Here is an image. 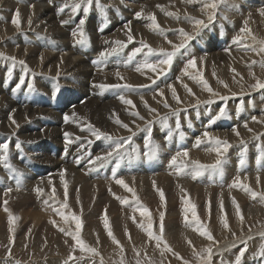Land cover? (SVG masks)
<instances>
[{
  "label": "bare ground",
  "instance_id": "1",
  "mask_svg": "<svg viewBox=\"0 0 264 264\" xmlns=\"http://www.w3.org/2000/svg\"><path fill=\"white\" fill-rule=\"evenodd\" d=\"M94 1V5L96 6L95 12H91L86 17L81 18L85 20V24L83 25L82 29L84 34V42L80 43L78 41L81 39V37L79 36V22L81 19L76 25L72 26H70V23H72V21L62 23L67 16L62 14L60 11V9L63 8L66 4L71 5L74 2H79V0H0L2 10L0 11V38H4V36L6 35L8 36L0 46L4 48L5 52L15 56L20 60H23L29 71L35 74H40V76L34 78V81H32L31 77H29L28 80L25 79L27 82H24L23 85L17 88V84L24 77L23 73L26 70L24 66H21L17 72L18 74H15V77L11 78L10 75L11 83L13 85L12 87H8L9 85L7 86V82L5 80L9 79L4 72L5 70L0 68V133L9 136H16L22 140H30L31 142L38 143L40 147H42V152L35 155V159L38 161V163H41L42 165L50 168L49 173H46V175L43 176V173H36V168L34 167L32 168L35 169V172L33 174L29 173L25 179L18 178L17 180H15V186H13L14 189H7V191L0 190V235L2 234L4 228L11 227L12 229L11 232L9 231V229L5 230L2 238H4L8 242V240H11L12 237H14L13 235L16 233L15 229H17V239L15 237V239L17 240L16 249L26 246L27 244H31L35 250L41 251L44 248H50L49 246H51L53 249L54 247L52 244L55 245V249L54 251H52L51 258L33 259L29 262L26 261L21 264H65V261H67V264H89V258L86 260L85 257H78L80 258L79 260H70L65 256V253H67L66 251L71 249V247L69 248V246H73L76 241L69 240L65 235L66 232H62L59 230L61 226V223L59 221H61L62 218L53 211V208H59L64 200L65 189L64 183L61 181V172L64 173L63 181L66 182L68 186V208L64 209L65 213L68 215L75 213L76 215L80 216L82 221L80 234L84 236L86 235L87 241H93L99 246H103L104 248L106 244L110 242L108 231L105 229L103 223L104 216H107L109 220V226L114 227V230L117 232V234L120 233L119 230L122 228L123 222H127L128 224H130L132 228H129L133 229V231H136L135 234H137V232L141 233L145 230V228L140 226L143 224L142 219H138V216H141L140 211L142 210L140 209L139 205H143L147 209L152 208V210L154 209L158 211L162 202L160 200L158 190L163 191L165 200L172 202V206L170 207L169 212L167 211L168 227L166 229V232L167 237H172L174 240H178L184 237V241L192 243L200 233L196 230L199 227L198 225L194 223H188L182 219L181 215L179 216V209L182 207V202L178 195L187 194L189 195L188 200L191 202V204L195 205L196 208H200V204H202L206 210L212 206L214 207V209L219 210L221 217L224 216L226 218H232L235 222H239L240 219L235 213V206L232 203L233 199H235V201L239 204L241 215H244L246 218H248L246 216L247 214H256L258 212L264 214V203H261L259 198L256 197V199H259L258 201L255 198H252V196H249L250 200H248V197H246L245 193H243L246 191L241 188L239 184H237V186H231L234 184V182L237 181V179L239 180V183L241 182V180H255L257 176L263 179L264 173L260 174L258 172L261 171L260 169H257L258 171L256 170L254 172L253 170H243L242 166H244L245 164H239L241 158L240 160H238L239 163H234L233 161H235V159H228L230 158L229 156L228 158H225L228 159V161L226 160L227 162L224 164L222 169L220 171L216 169L218 171H216L217 173H202V175L198 176L196 179H193L190 168L184 169L183 172H178L177 166H170V161L173 155L170 153L171 151H166V149H168L166 147L169 143H166V135H164V133H160V135L158 132L155 135L154 133H152L151 136L153 137H150L153 144L159 145V148L152 159H134V157L132 158V160L129 159L127 162H125L124 160L125 164L123 165V167H119L118 165L120 159H111L103 167H97L94 171L91 170L92 165L88 163L89 158H94L97 154L106 152L101 151L100 149L103 146L104 149H109V147L113 145L114 142L106 140L104 138L96 139V137L93 136L91 132H89L88 125H92L95 128L99 129L101 132L108 133L113 137H126L131 135L132 133L117 124L115 122L117 118H119L122 123L128 124L132 132L136 134L138 132L140 133V131L144 129L148 121L153 122L157 118L168 114V112L170 111L168 108L170 107H164V100H166L168 104H171L174 108L177 109L181 108L183 104H188L199 98L202 101V98L204 96H201L202 93L200 92L196 83H192L190 80L184 78L185 74L183 70L186 67L188 60L182 62L181 60L183 58L181 59L178 53L173 58V65H171V68H168L166 65L164 66L165 72L169 71L174 73V79L172 81L168 82V84H166L165 86H161L159 84L161 88H157V91H155L154 93L146 94L149 92L148 91L145 93V95L134 96L137 91L136 86L148 85L152 82V80H157L160 77L158 72L153 73L147 69H145L143 73L137 72L135 69L138 64L144 63L145 60H147V62L149 63H157L159 59H162L164 57L160 55L158 51L154 54H149L148 49L143 48L142 52L137 53L131 61H129L128 58L137 48L138 41H143L153 49L158 50L160 48H164L167 51L171 50L172 44H179L184 40L179 32L181 26H183L189 32L193 31V29L196 28V26H194V24L189 19H186V17H194L196 19L205 18L204 13L206 11H210V9H204L201 0H195L200 3L199 6H195L197 8H200L197 10H195L194 4L187 3L186 0H171L172 8H167L166 10L154 9L148 6V0H99V4L102 5L103 8L97 7L96 0ZM232 1L234 2V0ZM249 2V0H240V7L238 6V8L232 12L244 14L250 5H254L256 8L257 17L259 20H261V14H259V12H261V8L264 7V0H259L256 4ZM228 4H226V6ZM232 4H229V6L231 5V7H233ZM260 5H262V7ZM236 6L234 8H236ZM55 7H59V11L57 12V14H54L52 12L55 10ZM125 8H127V10H125ZM128 9H132V12L129 13ZM17 10H19V29H22L21 31H19V29L12 23L13 17ZM141 11H143L144 16L138 18L136 16V13ZM167 12H172L176 15L169 16L166 14ZM149 13L155 14L156 21L159 24L160 29L163 30V34H160V32L158 31H153L148 27V25L151 23V21L146 19ZM122 14L124 22L120 24L118 23V19L122 18ZM177 17L179 18L177 19ZM218 17L215 25L213 24V27H210L212 28L211 31L213 33L208 32L209 34H204L206 35L205 37H210V34H212L213 36L216 35L218 37L217 28L220 18ZM95 18H99L98 23H96V21L94 20ZM141 18L145 20L142 25L138 24V22H141L143 20H141ZM29 19L31 20L30 24ZM205 19H208V16ZM107 23H111L113 28L109 33H104L103 28ZM31 24H33V26L29 27ZM27 27H29V29L25 30ZM229 27H231V25ZM129 28L131 29V34L134 36V41L132 43H127V33ZM172 30H178V34H176L175 36L173 34L168 36V31ZM214 30L216 32H214ZM74 32H76L77 35H73ZM237 36H240L239 31H236L233 34L234 38H236ZM52 40H54L56 43H54ZM117 40L127 43V46L120 48V46L114 43ZM168 41H172V44H169ZM195 46H191V57H196V69L198 71L202 70L201 72H203L206 67L204 61V55L207 56L205 54L206 49L202 48L201 46ZM114 48L117 49L116 51L122 52L115 54L110 53L113 52L112 49ZM139 48H142V44ZM197 48H199L200 51L196 50ZM101 53L109 54L101 57ZM190 69L192 68H189L188 71ZM8 70L6 69V72H8ZM117 71H119L121 76L123 77L122 80L117 79L115 75ZM149 77H151V79H149ZM37 79L41 80L43 83V86L39 84L41 87L40 89H38L39 87ZM47 82L50 83V86L45 85V83ZM164 82L165 81H163V83ZM102 83L130 84L134 87L132 89L108 88L102 90L97 86ZM29 84L31 85V87L33 85L37 86L38 94L53 98L71 99L75 96H78L80 97V99H84L74 107H69L70 110L67 111L66 114H59L53 113L54 110H50L53 111L50 112L49 109H40V106H38L40 107L38 109H32L30 107L23 106V104L22 106H19L16 105L17 102L15 104L13 100L7 98L8 96L13 97L14 94L27 95L28 93H33L34 90L28 86ZM168 85H172L175 88L177 95L181 100V103L177 104V102L172 98L171 89L168 87ZM184 85H187V88L191 89V92H193L197 97L196 99H190V96L187 93V89L184 87ZM66 89H72L76 92V94H65ZM160 90H163V97L159 95ZM234 91H238V89H232L229 92ZM119 93H121L120 95H124L127 99L132 100L135 108H133L132 105L123 104L119 98L114 97L119 95ZM228 94L230 96H234L232 95V93ZM110 97H113L114 99L112 98L113 100L106 101L105 98ZM141 97H143V100L141 99ZM211 98L213 99V97ZM99 99H105L106 102H101ZM38 100L40 99L38 98ZM62 100L64 101V99ZM144 101H147V104L150 106V108L156 109V112H149V110L144 106ZM257 102L258 101H256V103ZM258 103L256 105L260 106L261 104L258 105ZM29 104L30 103H28L27 105ZM233 106L231 105V107ZM234 109L236 110V108L233 107V110ZM133 111L139 112L140 116L144 117V119L141 120L139 117L131 115V112ZM73 113H75V115H73ZM229 115L231 114H228V116ZM256 115L255 120H253L252 116V118H244V120L248 121L244 122L242 120L244 124H239L240 126L235 128L239 132V136H237L236 132H234L233 130L222 131L223 129L210 134L219 137L220 139L221 137H223L224 139L221 140H229L230 143L251 141L253 137H255L254 133L258 135L262 128L264 130V113L261 115ZM66 116L68 117L67 121H65ZM9 117H11L12 119H10ZM47 118H52L57 121V125H52L53 127L48 125L50 121L47 123ZM37 119L40 120V125L39 122L36 121ZM12 120H15L16 123L13 124ZM32 122H34L32 124L33 126L38 127L37 131L35 130L31 132L30 129H27L28 124ZM238 122L240 121L238 120ZM245 124H247V128L244 127ZM205 125L206 121H202L198 124L201 129L204 128ZM248 129H251V131H249ZM65 133H70L67 140L65 139ZM147 138L148 137H145L143 135L132 137V141L130 142V144L125 145L127 146L126 150H128L129 145L137 146L140 151L144 150L145 148H143L142 146H145V140ZM179 138L181 139L182 137ZM7 141L8 140H6V142ZM182 144L183 140L173 142L171 144L172 150L177 151L178 145L184 147V145ZM206 145L205 146L208 147V144ZM52 146L56 147L57 149V160L43 153L45 151H48V153L51 154ZM164 147L166 148L165 150L163 149ZM190 147L192 146L190 145ZM64 148H67L65 153H63ZM237 148L240 149V147ZM14 150H16V148ZM206 151L208 152L209 149ZM206 151H195V154H190L189 152L192 151H188V160H198L202 164L210 165L212 163L211 161L217 158V154L213 151H210L212 152V154L203 153ZM26 152L27 151H25V153ZM135 154L137 155V153ZM27 156L29 157V155ZM18 157L20 158V156ZM178 159L184 158L180 157ZM32 160L34 159H31V161ZM77 160H79L80 162L77 163ZM214 163L216 162L214 161ZM13 164H16V162H13ZM20 164L18 166H20ZM255 164L256 162L254 164L252 163V166ZM21 169L23 170V167ZM127 171L129 173L125 175ZM93 172L96 174V177L92 175ZM23 173L24 172H22V174ZM6 175L4 176L3 174L5 178ZM14 177L12 176V178ZM5 178L3 180H5ZM7 178H9L8 175ZM117 179H123L128 187L133 189L135 198L136 196L138 197L139 205L136 203V199H132L134 198L132 192H129L126 188L116 183ZM261 184H263L262 181ZM37 187L43 190V195L37 194V192L35 191ZM181 188L184 189L183 192L181 191ZM53 189L55 190V200L49 199L53 194ZM154 192L157 195L156 205L153 204V202H151L149 199V196L154 195ZM241 193H243L244 195H242ZM201 194H204L205 198L202 197ZM199 195L207 200L205 201L204 199H202L203 202H201L202 200L200 201L198 198ZM221 195H228L229 198H218ZM214 196L216 201H213V203L211 201L209 202L208 199H211ZM117 197H119L120 199H117ZM46 200L48 201L47 204H45ZM122 200H127L128 203L124 204L121 202ZM5 201L7 203H5ZM221 201L223 202V213L220 210ZM2 208L4 209L3 211H1ZM5 208H7L8 211H5ZM120 211L124 213H136L133 214L130 218H128V214H125V216L127 215L126 217L128 219L126 218V220H123V214L121 215ZM9 213H11L12 216L16 217L11 225H9ZM262 216L258 217L262 218ZM51 220H55L56 225H53L50 222ZM127 223L125 224L126 226ZM191 224H194L196 226L194 230L189 229L191 227ZM111 231L113 232V229H111ZM216 231L218 232V230ZM262 233H264V230H252L238 235L230 240H219L218 238H216L218 242L214 245L212 254L214 260H217L216 257L217 254H219L217 253V251L224 254L226 250L232 247V245L235 246L230 248L231 250H240V247H242L247 242L246 240H251L250 243L253 244L257 241L256 237ZM145 235L146 234H144V236ZM42 237H45L46 239L41 240ZM253 239L256 240L252 241ZM40 241L47 242L48 245L39 246L38 243ZM55 252H57L58 254H60V252L65 253L62 255H58L55 254ZM70 256H68L67 253V257ZM103 258L104 257H102V259ZM95 261L94 263H96ZM9 262L11 263V261ZM12 263L14 264L15 262ZM98 263L101 264V259L98 260L97 264ZM216 263L218 264V261ZM103 264H109L105 258L103 260Z\"/></svg>",
  "mask_w": 264,
  "mask_h": 264
},
{
  "label": "rangeland",
  "instance_id": "2",
  "mask_svg": "<svg viewBox=\"0 0 264 264\" xmlns=\"http://www.w3.org/2000/svg\"><path fill=\"white\" fill-rule=\"evenodd\" d=\"M249 1H250L249 3H255L256 4V3H258L259 0H249ZM94 2L95 1L93 0V4H92V6H91V8H90V10H89V12L87 14L83 13L84 5H81V8L76 13H73L72 10H71V5L72 4L68 5L67 7L64 6L63 7L64 10H63V12H61L62 14L67 16L64 19V21H66V22L72 21V23H70V26L76 25L81 18L86 17L91 12H95V10H96L95 7L96 6L94 5L95 4ZM227 2L229 4L233 3L232 4L233 7H231V5L229 6L228 3L219 4V7L215 10V18L211 22H209L208 19H205V18L211 13L212 10L210 9V11H206L204 13L205 18H200V19L201 20L204 19V21L207 24L206 27H199L200 29H198L196 27L191 32L187 31L183 26L180 27V29H183L185 32H187L191 36V39L187 40V42H186V47L181 49L180 52L178 53L179 57L181 59L183 58L182 60L180 59L182 62H185V61L189 60L188 58L191 57V55H192V51H190L191 50V46H193V45L195 46L196 45V46H199V47L201 46L202 48L206 49V53L205 54L207 56L204 55V61H205V64H206V67H205L204 71L201 72L202 70L198 71L195 68V69H190L188 71L189 75H184L185 79L190 80L192 83H196V85L198 86L200 92L202 93L201 96H204L202 98V101L199 98V99H197V100H195L193 102H190L188 104L187 103L183 104L181 106V108H179V109L174 108L171 104H169L170 108H168V109L171 112L169 111L168 114H166L168 116V120H167V125L168 126L167 127H165L160 122V119L162 117H164L165 116L164 115V116H162L160 118H157L155 121H153L150 126L147 124L144 127V129L142 131H140V133L138 132L135 135H133L132 137H138V136H142V135L145 136V137H149V130H150L151 135H152V133H154V135H155L157 132L159 133V135H160V133H164V135H166L165 136L166 137V143L170 144V145L168 144V146L166 147L168 149H166L164 147L163 148L164 150L166 149V151H169V152L171 151L170 153L173 156L175 154H177V152L178 153H182L184 151H192V152H189V153L190 154L191 153L195 154V151L196 152H198V151H206V150H208V149L213 147V145L212 144L210 145V143H208V142L201 143V144H199L197 146V144H196V140L197 139L196 138H203L202 137V132L208 131L209 133H213V132L220 131L222 129H223L222 131H224V130H233L236 127L244 124L245 121H248V120H244V118H246V119H247V117L252 118V117H255L256 114L257 115H261V114L264 113V105H263L264 104L263 103L264 102V88H255V87H253V85L256 84L257 80H259L261 82H264V67H262L261 63H260L262 60H264V53L257 54L256 51L252 50V48H257L258 49L260 47L259 41L264 40V15H262L261 12H259V14H261V20H259L258 17H257L256 8H255L254 5H250L249 8L245 11L244 14H242V13H233L232 11L236 10L238 8V6L240 7V0H234L235 3L232 0H228ZM236 2H237V4H236ZM192 4H194L195 10L200 9V8L195 7V6H199L200 5V3L198 1H195ZM226 4H228V5L226 6ZM147 5L152 7V8H154V9H160V10H161V8L157 7V5L162 6L163 10H166L167 8H172L171 0H148L147 1ZM235 6H236V8H234ZM260 6L262 7V5H260ZM263 6H264V3H263ZM262 9H264V7H262L261 10ZM125 10H127V8H125ZM0 11H2L1 10V5H0ZM58 11H59V7H55V10L52 11V12L54 14H57ZM128 11H129V13H131L132 9H128ZM217 17L219 18V24H218V28L219 29L217 28L218 37L216 35L213 36L212 34H210V37L209 36L205 37L207 34H209L208 32L213 33L211 31L212 28H210V27H213V24L215 25ZM224 17H227L226 20H228V21H226L224 19ZM142 19L143 18H141V20ZM61 20H62V18H61ZM94 20L96 21V23L99 22V18H95ZM144 21L145 20L143 19L141 22H138V24L142 25ZM245 21H247V24H245ZM123 22H124V18H123V14H122V18L118 19V23L121 24ZM230 25H231V27H229ZM32 26H33V24H31L29 27H32ZM29 27H27L25 30H28ZM225 27H226V29H225ZM245 27L249 30L248 33L241 31V29H243ZM112 28H113L112 24L111 23H107L106 26L103 28L104 29V33H109L112 30ZM97 29H99V28H97ZM21 30L19 29V31H21ZM200 30H201V32H200ZM203 30L205 31V33H204ZM236 31L240 32V36L242 38V43H234L233 42L234 41L233 34ZM214 32H216V31L214 30ZM172 34L174 36L176 34H178V30H176V31L175 30L168 31L167 35L169 36V35H172ZM204 34H206V35H204ZM6 37H8V36L6 35V36H4V38L3 37L0 38V45H1V43L3 44V41L5 40ZM253 37L255 39H253ZM52 41L54 43H56L54 40H52ZM199 42H200V44H199ZM140 43L141 42H139V41L137 42V48L141 47ZM242 44L248 45L249 47L245 48V47L242 46ZM196 50L200 51L199 48H197ZM169 51H172V49L169 50ZM119 52H122V51H115V52H110V53H114L115 54V53H119ZM0 53H3L5 56H8V57H15V56L5 52L4 48H2V46H0ZM188 55H189V57H188ZM156 57H159V56H156ZM1 60H3V61H1ZM16 60L19 61L20 59L16 58ZM0 62H1L0 68L5 70L4 72L6 73L8 79H9V80H5L7 82V86L9 85L8 87H12L13 84L11 83V78L15 77V74H18L17 72H18L19 68L22 65H20L19 63H16L15 65H13V62L11 60H5V59H2V58H0ZM172 65H173V62H172ZM6 69L7 70L9 69L8 72H6ZM14 71H16V72H14ZM207 71H209V72H207ZM9 72H11V78H10ZM32 73L33 72L29 71V69L26 68V70L23 73V75H24L23 80H24L25 83L27 82L26 80H28L29 77H31L32 81H34L35 80L34 78H36L37 76H40V74H35V73L32 74ZM201 74L203 76V79L206 80L208 85L212 88L213 92L217 93L218 95L214 96L212 93H210L207 90H205L204 85L199 81V76ZM195 75H196L197 79H192L191 76H195ZM173 79H174V73L167 71V72L164 73V75H160V77L157 80H155V84H153L151 82L150 84H148V87H141V88L137 87V91L135 93L136 95L134 94V96L145 95V93L148 92V91L149 92L146 93V94L154 93L155 91H157L156 90L157 88L160 89L162 85L165 86L166 84H168V82L172 81ZM163 81H165V82L163 83ZM37 82H38V87H39L38 89H40L41 88L40 85L43 86V83H42L41 80H38V79H37ZM45 85H49L50 86V83L47 82V83H45ZM225 85H227V87H225ZM31 88L35 92L33 91V93L31 92V93H28L27 95L26 94H24V95L23 94H14L13 95L14 98L10 97V96H8L7 98H10L11 100H13L15 102V104L17 102L16 105H19V106L20 105L22 106V104H23V106L30 107L32 109H38V108L41 107L40 109H44V110H48L49 109V111L50 110H54V112L53 111H50V112L59 113V114H62V113L66 114V112L70 110L69 107H71V106L74 107L76 104H78L79 102L83 101V99H84V98L80 99V97H78V96L73 97L74 99L73 98H71V99L70 98H68V99L67 98H53V97H49V96H46V95L38 94V91H37L38 89H37V86H35V85H33ZM232 89H238V91L229 92ZM127 91H129V90H127ZM223 92L232 93V95H234V96H230L228 93H223ZM137 93H139V94H137ZM187 93L189 94L188 91H187ZM191 93H193V92H191ZM65 94H76V92L73 91L72 89H66L65 90ZM120 94L121 93H119V95L114 96V97L115 98H119ZM223 95H224V97H226V99H220V97L223 96ZM225 95H227V96H225ZM250 95H252L256 99L253 98ZM189 96H190V99H193V100L197 98L194 95V93L193 94H189ZM211 97H213V99ZM248 97L249 98L251 97V98L249 99ZM38 98L40 100H38ZM112 98L110 97V98H105V99H106V101H108V100H113L114 99V98L113 99ZM25 99H27V100H25ZM62 99H64V101ZM105 99H99V100L101 102H106ZM208 99L211 100L212 102L211 103H205V101H209ZM198 100H199V103H197ZM254 101H255V103H254ZM256 101H258V102L260 101L259 103L258 102L257 103H258V105H260V104L261 105L257 106L256 105L257 104ZM39 102H40V104H39ZM251 102H253L254 104L251 103ZM28 103H30V104L27 105ZM41 104H43V105H41ZM231 105L232 106L234 105L233 107L236 108V110L235 109L233 110V107H231ZM38 106H40V107H38ZM221 109H224V115L221 116L219 119H215V117L219 114ZM173 110H178L179 111V117L178 118H177V116L172 115ZM257 112H259V113H257ZM246 113H247V115H246ZM204 114H205V116H204ZM228 114H231V115L228 116ZM250 118H248V119H250ZM177 119L179 120V125H180L179 129H177V127H176ZM238 120L240 122H238ZM36 121H38L39 125H40V120L37 119ZM202 121H206V125H205L204 128L201 129V127L198 126V124L200 122H202ZM33 123L34 122L28 124V126H27V129H30L31 132L35 131V130L36 131L38 130V127L32 125ZM47 123L50 126H52V125L56 126L57 125V121H55L52 118L51 119L47 118ZM170 123H172V124H170ZM180 129H181V131H180ZM169 130H171V132H172V135H171L172 139L171 140L168 139ZM181 132L183 133V137L180 139L179 137H181V135H180ZM254 135H255V137H253V139L251 141H242L243 144H242L241 141L238 142V143H230L229 140H228L227 142H228V144H230V147H228L227 150L228 149H230V150H228L226 152L222 150V155L219 156V157L217 156V158L212 160V161L210 160L212 162L210 165L215 164L214 161L216 162V160L219 159L221 161V164L218 166L217 170L220 171L222 169V167L224 166V164L228 161V159H235V161H233V162L234 163H239L240 161L238 162V160H240V158L241 159L245 158L244 160H246L247 157H248V159L244 163L245 165L242 166L243 170H246V171L253 170V172H254L257 169L258 170L260 169L261 171H258V170L257 171L260 174L264 173V147H263L264 146V130H263V128L258 133V135L256 133H254ZM174 136H176V137H174ZM150 137H153V136H150ZM189 137H191V138H189ZM178 139L179 140H183V144L182 145H184V147L181 146V145H178L177 146L178 147L177 151L176 150H172L171 144L173 142H178L179 141ZM221 139H224V138L221 137ZM6 140H8L7 142H8V145H9V153H10V154L8 153L9 154L8 155V159H10L9 162H11L10 164H13V162L14 163L16 162V164H13L12 167L14 168V166H15V168L18 169L17 171L19 173L21 172V175L18 176L16 172L15 173L14 172L11 173V171L6 169L1 164L2 167L0 165V171L4 172V173L0 172V190L1 191H7V189L8 190L14 189L13 186H15V183H14L15 180H17L18 178L25 179L29 173L33 174L35 172V169H32V168H34V167L36 168V173H43V176H45L46 173H49L50 168L46 167L45 165H42L41 163H38V161L35 159V155L40 154L42 152V147H40V145L38 143L31 142L30 140H22V139H20V138H18L16 136H9V135H6V134L4 135V134L0 133V143H7ZM167 140H168V142H167ZM17 143H19V144L21 143L19 149L16 147ZM188 143L192 147H190V145ZM249 143H251V144H249ZM204 144L205 145L208 144V147H206L207 145L205 146ZM126 147L127 146H125V148ZM142 147L145 148V146H142ZM237 147H240V149L237 148ZM15 148H16V150H14ZM133 148H137V146L129 145V147H128L129 151L127 150L126 153H125L126 155L124 154L123 158L120 159L119 162H118L119 167H123L125 162H127L129 159L132 160V158H134V157H135L134 159H137V158L138 159H141V158L142 159H147L148 158L145 155V152L147 151V148H145L144 150H141V151L139 149V153L142 154V155H140V154L136 155L135 154L136 152H133ZM103 149H104V146L100 150L101 151H108L109 150V149H106V148L104 150ZM52 150H54V153H56V154H54V153L49 154L48 151H45L43 153H45L48 156H50L51 158H54V159L57 160V149H56V147L52 146ZM179 150H181V151H179ZM25 151H27V152L25 153ZM232 152H233V154H232ZM32 153H33V155H32ZM129 153H131V154H129ZM203 153H205V154L211 153L212 154V152H210V151H208V152L206 151V152H203ZM238 153H239V155H238ZM26 154L29 155V157ZM235 155H236V157H235ZM18 156H20V158ZM229 156H230V158H228ZM256 156H257V158H256ZM30 158L34 159L35 162H34V160L31 161ZM225 158H228V159H225ZM253 158H255V159H253ZM112 159L117 160V158H115V157H113ZM258 159L261 162V164H260V162L257 163ZM124 160H125V162H124ZM17 162H18V164H17ZM255 162H256V164L253 165V166H255L257 168L252 166V163L254 164ZM59 163H60V160H59ZM208 163H210V162H208ZM19 164H20V166H18ZM16 165H17V167H16ZM24 166H25V168H24ZM22 167H23V170L21 169ZM5 170H6V172H5ZM217 170L209 168L206 171H204L203 173H207V174H209L210 172L217 173L218 172ZM22 172H24V173L22 174ZM2 173L4 174V176L7 174L9 178H7V175H6V178H5ZM128 173L129 172L127 171L125 173V175L128 174ZM11 175L13 177L15 176L16 179H15V177L12 178ZM92 175H94L96 177V174L94 172L92 173ZM215 175H217V174H215ZM23 176H25V177H23ZM4 178H5V180H3ZM259 178H260L259 184L257 183V178L255 180H245V181L241 180L240 183H243V184L245 183L247 185L249 184V186H250L249 188H251L253 191L261 193V192H264V189H263L264 188V186H263L264 178L263 179L261 177H259ZM12 180H14V181H12ZM261 181H262L263 184H261ZM23 182H24V180H23ZM243 193H245L246 197H248V200H250L249 196H251V195H249V193H247V192H243ZM243 193H241V194L244 195ZM201 195H202V197L205 198L204 194H201ZM201 195L198 196L200 201L202 199H204V198L201 197ZM150 196H149L150 201L153 202V204L156 205L157 204V202H156L157 201L156 193L154 192V195H150ZM178 196H179V198L181 199V202H182V207L180 208V206H179V208H180L179 209L180 210L179 211V216L181 215V217H182V219L184 221H186L188 223H193L192 222L191 210H189L187 213H185V209L188 208V205L185 204V201L186 200L189 201L188 200V196L189 195L182 194V195H178ZM215 196L213 198H211L212 200L208 199V201L209 202L211 201L212 203H213V201H216ZM221 197L222 198L224 197L226 199L229 198L228 195H221L218 198L221 199ZM137 198L138 197L136 196V198H132V199H137ZM257 198L260 199L261 203H264V201L260 198V196H257ZM259 199H256V200L259 201ZM204 200L206 201L207 199H204ZM201 202H203V200ZM171 206H172V202L164 200L163 202H161L160 209L158 211H156L154 209L152 210V208H149L148 210H149V215H150V217L152 219V222H153L152 231H153L154 234H159L160 213L161 212L164 213L163 241L167 242L168 246L172 249V251H167V250L164 249L163 241L160 243V246L158 247L157 246V242L155 240L150 239L148 237V235H147V232L145 230L142 231L141 233L137 232V234L138 233L140 234V235L138 234L139 235L138 236L137 234H135L136 231H133V229H131L132 227H131L130 224H128L127 222H123V226L119 230L120 233H118V234L114 230V227L109 226L111 229H113V232H112L113 236H115V238L121 243L120 246H117L116 244H114L113 241H112V238L110 237L109 238L110 242H108L106 244L105 248H104L103 246H99L98 244H96L93 241H87V239H86L87 236L86 235L84 236V235L80 234V238L85 242V244L88 247L95 248L97 250L96 252L99 253L98 256H97V254H94V253L89 252V251H81L79 246L76 245V242L74 243L73 246H69V248L71 247V249L68 248L69 250L66 251V252L68 253V256H70V255H71V257L74 256V259H70V260H79L80 258H78V257H85L86 260L89 258V264H92V263L93 264H97L98 260L102 259V257H104L109 264H121V261H123V264H137L138 261H139V264H142V263L143 264H186V262H187V264H201L200 258L197 255H195V253H200L201 255H205L206 256L207 253H205L204 250L209 248V247L212 248V253H213V249H214L213 247L218 242V240L216 238H218L219 240H222V239L223 240H230V239H232V238H234V237H236L238 235H241V234H243L245 232H248V231H252V230L263 231L264 230V214L263 213L258 212L256 214L255 213L247 214L246 216L248 218H246L244 215H242L243 218H244L243 222H241V220L239 222H235L232 218H228L227 217L226 219H227L229 227L227 229H225L223 227L222 223H221V215L219 213V210L218 209H214V207H212V206L209 207L206 210L205 207H203V205L200 204V208H196V206L194 205L196 214L200 218V221L207 226V228L211 232L212 236L214 237V241H209L205 236L200 235V233H199V236H197V238L192 243H189L188 241H184L183 240L184 237H182V238H180L178 240H174L172 237H169V236L167 237V232H166V229L168 227V212H169V209H170ZM3 210L4 209L2 208L1 211H3ZM200 211H201V213H200ZM130 213L131 212H125L124 213V212L120 211L121 215L123 214L125 216V214H128V218H130L136 212L135 213H131V214ZM123 215H122L123 220H126V218H127L126 216L127 215L125 217ZM185 215H187V220L185 219ZM257 215L260 216V217L262 215L263 216H262V218H259ZM250 216H252V217H250ZM138 217H139L138 219H142V223L146 227V225L148 223V217H146V216H138ZM59 222L61 223V226L66 230L64 232H66L65 235L67 236V238L69 240H74L72 238V236L70 234H68V233L69 232H74V230H75V227H74L75 226V222L74 221H70V220L68 221V223H65L63 220H61ZM126 223H127V226L125 225ZM126 227H128V228H126ZM129 227H131V228H129ZM195 228H196V226L194 224H191V227L189 229L194 230ZM7 229H9V227L8 228L7 227L4 228L2 234L0 235V237H1L0 238V264H9L10 263L9 261H11L10 264H13L12 262H15L14 264H21V263H24L26 261L29 262V261H31L33 259H47V258H51L52 257V251H54V249H55V245L54 244H52L53 247H54L53 249H52L51 246H49L50 248H44V249H42L43 251L42 250L41 251L35 250L32 247L31 244H27L26 246H23V247H20V248L16 249V241H17L16 240L17 239L16 235H18V231H17V229H15L16 233L13 235L14 237H12L13 240L11 239V240H8V242H7L4 238H2L5 230H7ZM216 230H218V232ZM233 233L235 235H233ZM144 234H146L145 235L146 237L144 236ZM254 236H256V235H254ZM15 237H16V239H15ZM135 238H136V240H135ZM42 239H46V238L42 237L41 240ZM256 239H257V241L255 243H253V244L250 243L251 240H246L247 241L246 242L247 251L245 252V255H244V258H243V264H258V263L259 264H264V257H261L259 255L261 247L264 246V237H262V235L259 234L256 237ZM256 239H253L252 241H255ZM140 240H141V242H140ZM125 243H126V245H125ZM29 245H30L31 248L29 247ZM38 245L39 246H47L48 244H47V242L40 241L38 243ZM150 245H152V246H150ZM244 247H245V244L242 247H240V250L242 248H244ZM121 248H122V250H121ZM230 248H232V247H230ZM33 249H34V251H33ZM228 250H226L224 254L222 252L217 251V253H219V254H217V257H216L217 260H214L213 255H212L211 264H217L216 263L217 261H218V264H221L222 261L224 262V264H232V262H234L236 253H238V251H240V250H238V249H236V250H231L230 249L229 251ZM64 253L65 252H63V253L60 252V254H58L57 252H55V254H58V255H62ZM67 253H65L66 254L65 256H66V258H69V257H67ZM137 253H139V255H137ZM97 257L98 258L100 257V258L98 259ZM135 257H137V258H135ZM104 258L102 260H104ZM91 259L94 260V261L97 260V261H95L96 263H94V261H92ZM255 260H256V263H255ZM262 260H263V262H262ZM214 261H216V262H214Z\"/></svg>",
  "mask_w": 264,
  "mask_h": 264
},
{
  "label": "snow or ice",
  "instance_id": "3",
  "mask_svg": "<svg viewBox=\"0 0 264 264\" xmlns=\"http://www.w3.org/2000/svg\"><path fill=\"white\" fill-rule=\"evenodd\" d=\"M187 3H193L195 2V0H186ZM201 2L203 3V7L204 9H211V13L208 15V21L211 22L214 18H215V10L219 7V4L221 3H227V0H201ZM93 4V0H79V2H74L71 5V10L73 13H76L80 8L81 5H84L83 7V12L85 14H87L91 8ZM96 5L97 7L103 8L102 5L99 4V0H96ZM66 7L68 6L67 4L65 5ZM157 7H160L161 10H163V7L160 5H157ZM63 8L60 9L61 12H63ZM169 16H175V13L172 12H167L166 13ZM261 14L264 15V9L261 10ZM136 16L138 18L144 16L143 11L136 13ZM179 17H177L178 19ZM147 20L151 21V23L148 25V27L153 30V31H158L160 32V34H163V30L160 29L159 24L156 21V17L155 14L149 13L146 17ZM186 19H189L194 26H196L197 28L199 27H206L207 24L205 23L204 20L201 19H196L194 17H186ZM224 19H227V17H224ZM12 23L19 29L20 28V20H19V10L16 11ZM31 23V20L29 19V24ZM62 23H66V21L62 22ZM80 31H79V36L81 37V39L78 41L80 43H83V25L85 24V20L81 19L80 22ZM245 24H247V21H245ZM242 32H246L248 33L249 30L245 27L243 29H241ZM180 35L182 37H184V40L179 43V44H172V41H168L169 44H172V51H167L164 48H160V49H153L151 48L149 45L145 44L143 41H141L142 44V48H136L133 52L132 55L129 56V61H131L133 59V57L137 54L140 53L143 48H147L148 49V53L149 54H154L157 51L159 52L160 55H162L164 58L159 59L157 63H149L147 62V60H145L144 63L142 64H138V66L136 67V71L137 72H141L143 73V71L145 69L150 70L153 73L158 72L159 75H164L165 73V68L164 66L166 65L168 68H171L172 62H173V58L177 55V53L180 52L181 49L186 47V42L187 40L191 39V36L185 32L183 29L179 30ZM73 35H77L76 32L73 33ZM253 39H255L253 37ZM134 41V36L131 34V29L129 28L128 33H127V43H132ZM234 43H242V38L240 36H237L236 38H234ZM116 45L120 46V48L126 47L127 43L123 42V41H115L114 42ZM260 47L257 48H252L253 51H256L257 54H261L264 53V40L259 41ZM243 47L248 48V45H244L242 44ZM117 49H112L113 52H115ZM109 53H101V57L107 55ZM0 58L5 59V60H11L13 62V65H15L16 63H19L20 65L24 66L25 69L27 68V66L25 65V62L23 60H19L17 61L15 57H8L5 56L3 53H0ZM202 59V58H201ZM261 66L264 67V60H262L261 62ZM197 67V61H196V57L192 56L188 61H187V65L184 68V74L185 75H189L188 69L192 68L195 69ZM9 75H11V72H9ZM117 79L122 80L123 77L121 76L120 72L117 71L115 73ZM192 79H197L196 76H191ZM149 79H151V77H149ZM199 81L204 85L205 90H207L208 92L212 93L214 96L218 95L217 93H214L212 88L208 85L207 81L203 79L202 74L199 76ZM152 83H155V80H152ZM22 84H24V80L23 78L19 81V83L17 84V88H19ZM29 87H31V85H28ZM99 88L103 89H108V88H129L132 89L134 86L130 85V84H120V83H115V84H99L97 85ZM136 87H148V85H138ZM168 87L171 89V94H172V98L177 102V104L181 103V100L179 98V96L177 95V92L175 90V88L172 85H168ZM184 87L187 89V91L189 92V94H193L191 93V89L187 88V85H184ZM225 87H227V85H225ZM253 87L255 88H264V82H261L259 80H257L256 84L253 85ZM159 95L161 97H163V90H160ZM120 101L125 104V105H132L133 108H135V105L133 104L132 100L127 99L124 95H120L119 96ZM141 99L143 100V97H141ZM220 99H226V97L221 96ZM212 101H205V103H211ZM164 103V107L168 108L170 107V105L167 103L166 100L163 101ZM197 103H199V101H197ZM144 106L145 108H147L149 110V112L151 113H155L156 109L154 108H150V106L147 104V101H144ZM73 115H75V113H73ZM131 115L133 116H137L139 117L141 120L144 119V117L140 116L139 112L133 111L131 112ZM172 115L177 116V118L179 117V111L178 110H173ZM224 115V109H221L219 114L215 117V119H219L221 116ZM10 119H12L11 117H9ZM256 118L253 117V120H255ZM68 120V117H65V121ZM167 120H168V116L165 115L164 117H162L160 119V122L167 127ZM117 124H119L121 127L127 129L129 132H131L132 134L127 136V137H113L112 135L105 133V132H101L99 129L95 128L92 125H88V130L89 132H91V134L93 136L96 137V139H101L104 138L106 140H110L113 141V145H111L109 147V150L102 153V154H97L94 158H89L88 163L90 165H92V169L91 170H95L97 167H103L107 162H109L113 157L117 158V159H122L124 154L126 153V148L125 145L126 144H130V142L132 141V136L135 135L134 132H132V130L129 128L128 124H124L122 123L119 118L116 119L115 121ZM214 122V121H213ZM12 123L15 124V120H12ZM151 121H148L147 124L150 126L151 125ZM18 126V125H17ZM139 127V126H137ZM177 129H179L180 125H179V120L177 119V124H176ZM245 128H247V124L244 125ZM249 131H251V129H248ZM234 132H236V135L239 136V132L236 129H233ZM70 133H65V139L67 140L69 137ZM171 130H169V136L168 139H171ZM181 137H183V133H180ZM151 133L149 130V137L145 140V148H147V151L145 152V155L148 156L149 159H152L158 148L159 145H155L151 142L150 139ZM202 137L203 138H197L196 140V144L199 145L201 143H211L213 145L212 148L209 149V151H214L217 156H221L222 155V150L223 151H227V148L230 147V145L228 144V142L226 140H221L219 137L213 136L211 135L208 131H205L202 133ZM16 147L19 149L20 148V144L17 143ZM8 151H9V145L8 143H0V164H2L6 169H8L11 172H16L17 175H21V173H19L16 169H14L12 167V165L9 162L8 159ZM133 152H136L137 154H139V149L138 148H133ZM180 157H183L184 159H178ZM189 157V153L188 151H184L182 153H177L176 156H173L171 158L170 161V166H177V171L178 172H183L184 169L190 168L191 169V175L193 179H196L198 176L202 175V173L211 168V169H218V166L221 164V161L219 159L216 160L215 164L212 165H207V164H202L200 163L198 160H188ZM77 163H79L80 161L77 160ZM245 160L242 158L240 160V164L244 165ZM257 163H259V159L257 161ZM118 166V165H117ZM61 181L64 183V200L61 204V206L59 208L54 207L53 211L59 215L62 220L65 223H68L69 220L74 221L75 222V231L74 232H69L68 234H70L72 236V238L76 241V245L79 246L81 251H89L92 252L94 254L98 253L96 252L95 248H90L88 247L85 242L80 238V231H81V227H82V221L80 216L76 215L75 213H72L71 215H68L65 213L64 209L68 208V192H67V183L63 181V176L64 173L61 172ZM260 182V178L259 176H257V183L259 184ZM117 184H120L121 186H123L124 188H126L129 192L133 193V196L135 198V193L133 191L132 188H129L128 185L125 183V181L123 179H117L116 180ZM237 184H239V186L241 188H243L246 192L250 193V195L252 196V198H256L257 196H260V198L262 200H264V192L258 193L256 191H253L251 188H249V186L247 184H243V183H239V180L237 179L236 182H234L233 185L231 186H237ZM35 191L37 192L38 195H43V190L39 187H37L35 189ZM159 191V195H160V200L163 202L165 200V196L162 190H158ZM181 191L183 192L184 189L181 188ZM52 200H55V190L53 189V194L52 196L49 198ZM117 199H120L119 197H117ZM124 204H127L128 201L127 200H122L121 201ZM5 203H7L5 201ZM48 201H45V204H47ZM136 203L139 205V200L138 198L136 199ZM233 205L235 206V213L237 215V217H239V219L241 220V222H243V216L241 215V210H240V206L239 204L235 201V199H233L232 201ZM185 204L188 205V208L185 209V213H187L189 210H191V215H192V222L196 225H198L199 227L196 229L197 231L200 232V235L205 236L209 241H214V237L212 236L211 232L209 231V229L207 228V226L202 223L200 221V218L197 216L196 211H195V206L191 204L190 201H185ZM140 209H142L140 211V215L141 216H146L148 217V223L146 225V227L142 224L141 227L145 228V231L147 232V235L150 239L155 240L157 242V246H160V243L163 241V232H164V225H163V220H164V213L161 212L160 213V223H159V234H154L152 231L153 228V222L152 219L149 215V210L144 207L143 205H139ZM220 210L223 213V202L221 201L220 203ZM5 211H8L7 208H5ZM16 219V217L12 216L11 213H9V225H11L14 220ZM134 219V217H133ZM185 219L187 220V215H185ZM53 225H56V221L55 220H51L50 221ZM103 223H104V227L105 229L108 231V235L109 237L112 238V241L114 244H116L117 246H120V242L118 240H116V238L113 236L111 228L109 227V220L107 218V216L105 215L103 218ZM221 223L223 225V227L225 229H227L229 227L228 222L226 217L222 216L221 217ZM60 231L64 232L65 229L63 227L59 228ZM9 231L11 232L12 229L11 227H9ZM233 235H235L233 233ZM262 237H264V233L261 234ZM98 242V241H97ZM164 243V249L167 251H172V249L168 246L166 241H163ZM191 243V242H189ZM235 245H232V247H234ZM122 250V248H121ZM247 251V245L245 243V247L242 248L236 255H235V259L234 262H232V264H243V258L245 255V252ZM205 253H207V255H201L200 253H195V255H197L200 260H201V264H211V257H212V248L209 247L207 249L204 250ZM137 255H139V253H137ZM259 255L261 257H264V246L261 247ZM69 259H74V257H69ZM65 264H67V261H65ZM101 264H103V260L101 259ZM121 264H123V261H121ZM137 264H139V261L137 262ZM187 264V262H186ZM221 264H224V262L222 261Z\"/></svg>",
  "mask_w": 264,
  "mask_h": 264
}]
</instances>
